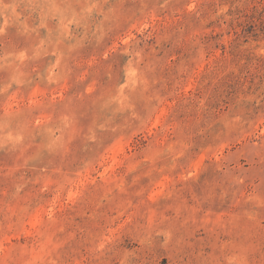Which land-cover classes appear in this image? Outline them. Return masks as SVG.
<instances>
[{
	"label": "rangeland",
	"instance_id": "obj_1",
	"mask_svg": "<svg viewBox=\"0 0 264 264\" xmlns=\"http://www.w3.org/2000/svg\"><path fill=\"white\" fill-rule=\"evenodd\" d=\"M0 264H264V0H0Z\"/></svg>",
	"mask_w": 264,
	"mask_h": 264
}]
</instances>
